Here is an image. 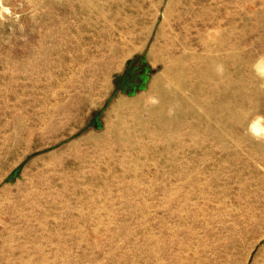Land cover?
Segmentation results:
<instances>
[{"label": "rangeland", "instance_id": "1", "mask_svg": "<svg viewBox=\"0 0 264 264\" xmlns=\"http://www.w3.org/2000/svg\"><path fill=\"white\" fill-rule=\"evenodd\" d=\"M0 264H264V0H0Z\"/></svg>", "mask_w": 264, "mask_h": 264}, {"label": "bare ground", "instance_id": "2", "mask_svg": "<svg viewBox=\"0 0 264 264\" xmlns=\"http://www.w3.org/2000/svg\"><path fill=\"white\" fill-rule=\"evenodd\" d=\"M13 253H15V252L13 251Z\"/></svg>", "mask_w": 264, "mask_h": 264}]
</instances>
